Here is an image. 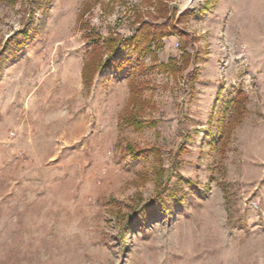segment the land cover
I'll list each match as a JSON object with an SVG mask.
<instances>
[{"label":"rangeland","instance_id":"obj_1","mask_svg":"<svg viewBox=\"0 0 264 264\" xmlns=\"http://www.w3.org/2000/svg\"><path fill=\"white\" fill-rule=\"evenodd\" d=\"M184 2L0 0V264H264V0ZM144 20L180 33L86 89Z\"/></svg>","mask_w":264,"mask_h":264},{"label":"trees","instance_id":"obj_2","mask_svg":"<svg viewBox=\"0 0 264 264\" xmlns=\"http://www.w3.org/2000/svg\"><path fill=\"white\" fill-rule=\"evenodd\" d=\"M162 1H159L161 3ZM158 4V3H157ZM168 13V8L163 5ZM156 8V7H155ZM162 11L161 13H164ZM188 13V12H187ZM185 13L181 18H183ZM180 18V19H181ZM168 22L164 24H156L155 22L143 21L136 28L130 37H104L97 31L90 30L86 35L89 52L87 60L82 69V80L86 89H91L95 77L106 68H113L116 71H121L125 66L137 63V66H142L141 61L146 57L153 55L154 51L162 48V40L166 37L180 33L177 28L172 31L167 30ZM135 55L137 60L134 61L132 56ZM186 53L181 56L187 61ZM116 62H115V61ZM176 60L169 59L166 64H160L165 72L177 71ZM142 82L131 80L129 82L130 95L127 103V108L122 117H120L119 125L143 129L145 123L139 118L137 110H135L141 101L142 91H144Z\"/></svg>","mask_w":264,"mask_h":264},{"label":"water","instance_id":"obj_3","mask_svg":"<svg viewBox=\"0 0 264 264\" xmlns=\"http://www.w3.org/2000/svg\"><path fill=\"white\" fill-rule=\"evenodd\" d=\"M200 0H185L183 5L181 6L180 12L178 13V20L187 12L193 10L198 4Z\"/></svg>","mask_w":264,"mask_h":264}]
</instances>
